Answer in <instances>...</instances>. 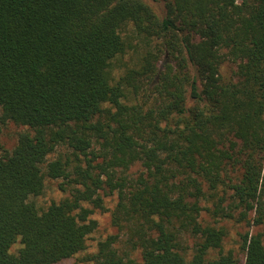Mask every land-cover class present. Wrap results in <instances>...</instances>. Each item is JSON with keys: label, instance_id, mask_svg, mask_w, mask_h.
Segmentation results:
<instances>
[{"label": "trees", "instance_id": "trees-1", "mask_svg": "<svg viewBox=\"0 0 264 264\" xmlns=\"http://www.w3.org/2000/svg\"><path fill=\"white\" fill-rule=\"evenodd\" d=\"M154 1L0 0V264L84 251L112 195L81 261L264 264V0Z\"/></svg>", "mask_w": 264, "mask_h": 264}, {"label": "rangeland", "instance_id": "rangeland-1", "mask_svg": "<svg viewBox=\"0 0 264 264\" xmlns=\"http://www.w3.org/2000/svg\"><path fill=\"white\" fill-rule=\"evenodd\" d=\"M153 8L156 10L158 14H164V4L162 1H154V0H147ZM134 54L132 51L130 53H127L123 56L121 61H118V65L116 68H126L124 65H122L124 62L128 66L132 65ZM22 129L21 126H17L13 123H8L5 127H3L0 131V150L2 148H9L12 147L16 140L17 132ZM139 170L138 165H134L132 168H130V173L135 174ZM63 193L58 189L57 183L54 180L47 181V186L44 190V192L35 198V202L38 205L44 206L48 204L53 199H58L60 196H62ZM103 203L105 206V210L102 209H96L94 213L91 214V217L96 220L97 226L93 233H91L86 241V248L84 251L78 253L74 257L65 259L57 264H91L90 262H84L81 261L80 258L84 256L87 253H91L96 249V245L98 240L105 238L109 234H113L117 231V228L112 225L111 223V209L114 207L116 203V195L112 196H105L103 197ZM205 216V214H202ZM222 224H224L227 227L228 236L224 242V248H234L236 249L238 246V230H245L247 227L235 225L232 224V222L229 221H222ZM251 230L256 231L260 230L264 233V224L259 226H252ZM18 243H15L11 247V251H15L18 247ZM137 259H139L140 255L138 251H135L133 253Z\"/></svg>", "mask_w": 264, "mask_h": 264}]
</instances>
